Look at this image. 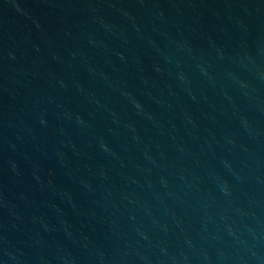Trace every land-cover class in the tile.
I'll return each instance as SVG.
<instances>
[{
    "label": "water",
    "instance_id": "1",
    "mask_svg": "<svg viewBox=\"0 0 264 264\" xmlns=\"http://www.w3.org/2000/svg\"><path fill=\"white\" fill-rule=\"evenodd\" d=\"M0 264H264V0H0Z\"/></svg>",
    "mask_w": 264,
    "mask_h": 264
}]
</instances>
